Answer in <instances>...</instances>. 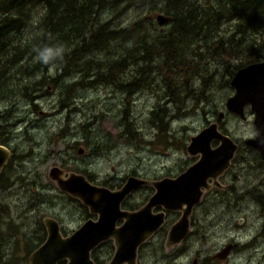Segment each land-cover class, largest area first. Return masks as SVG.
<instances>
[{"label":"rangeland","instance_id":"374dc122","mask_svg":"<svg viewBox=\"0 0 264 264\" xmlns=\"http://www.w3.org/2000/svg\"><path fill=\"white\" fill-rule=\"evenodd\" d=\"M118 6L120 4L105 10L101 18L112 17ZM37 12H40L38 7L34 9L33 19L38 17ZM157 14V11L148 13L128 7L116 16L114 22L123 27L140 18L144 28L153 30L150 33L155 35L169 27V22L162 26L156 23ZM221 28L224 39L234 30L233 23H223ZM26 30L29 33L25 34L24 40L34 37L37 38L34 43L39 46L45 43L34 23ZM190 43L191 47L186 52L189 55L201 46L196 41ZM55 45L51 41L49 46ZM112 49L115 51L113 46ZM25 60L23 58L9 68H16ZM31 61H37L36 56ZM211 61L214 59H208L205 70L199 68L202 75L207 73L204 74L205 85L201 78L194 79L195 75L187 78L179 72L165 76L156 71L149 75L154 85L138 88L129 95L125 87L119 90L104 83L79 89L81 76L77 72L71 73L67 79H70L71 87L77 89L67 103V89L62 82L57 81L59 84H56L54 81L61 73L55 64L50 69L49 65L39 62H35V66L28 65L29 77L22 76L14 94L7 88V95L0 99V145L11 151L0 175V209L6 208L3 213L0 210V232L13 233V230H8L10 224L19 232L11 237L4 235L2 263L10 260L15 264H29L26 244L31 242V238L32 243H36L40 236L47 235L43 224L46 217L60 224L64 236L86 219L96 218L79 198L60 189L58 181L50 174L53 168L60 170L58 179H67L71 173L81 174L90 183L111 190L119 189L131 175L148 180L150 184L139 188L122 202V209L137 210L154 193L153 181L175 178L199 159L200 154H190L187 146L192 136L215 122L221 132L239 144L231 170L217 177L220 186L210 184L203 191L201 201L190 215V232L179 244L167 246L166 242L170 226L182 212L164 210V225L142 244L136 262L192 264L194 259H198L199 264H264V171L258 156L243 141L254 136L253 113L247 109L246 118L242 119L226 110V100L234 93L230 85L232 78H229V70L233 67L217 62L211 65ZM130 66L129 63L126 67L133 70ZM127 74L123 78L131 80L134 73ZM177 79L186 81L196 91L195 94H200L199 99L195 100L191 91L188 88L184 90ZM167 83L184 90H180L182 102L180 100L177 105L171 102ZM164 109L169 143L160 141L157 137L159 131L151 122V112L157 111L161 115ZM221 111L224 114L218 119ZM129 122L132 124L127 126ZM132 130L135 131L133 139L128 134ZM218 143L213 141L212 146ZM80 149L82 153H79ZM4 182L9 185L6 189H3ZM254 188H260L262 196L257 190L250 194L247 192ZM229 243L233 248L224 260L214 257ZM115 249V241L110 239L93 255L101 264H108ZM13 257L15 259H11ZM66 262L63 260L59 264Z\"/></svg>","mask_w":264,"mask_h":264},{"label":"trees","instance_id":"16d2710c","mask_svg":"<svg viewBox=\"0 0 264 264\" xmlns=\"http://www.w3.org/2000/svg\"><path fill=\"white\" fill-rule=\"evenodd\" d=\"M118 4L120 6L112 17L108 15L105 19L101 18L105 10L115 8ZM37 7L40 12L35 17L37 20H34L33 12ZM128 7L148 13L157 11L168 17L169 27L164 32L153 35L150 33L153 30H146L140 18L129 25L117 26L114 22L116 16ZM111 12L113 14V10ZM33 23L38 27L37 33L41 32L45 40L40 46L34 43L37 38L24 40L25 34L29 33L26 29ZM223 23H233L234 30L227 39L220 33ZM49 40L52 44L58 43L65 48L63 60L55 63L61 73L54 81L56 84H59L57 81L62 82L67 89L66 103L77 89H73L68 81L70 79H67L75 72L81 76L79 82L82 85L79 89L104 83L119 90L125 87L127 95L138 88L154 85L149 75L156 71L165 76L179 72L187 78L195 75L194 79L201 78L205 85L207 80L204 74L207 73L202 75L199 68L205 70L204 65L208 63V59H214L211 65L217 62L226 67L232 66L233 70H229L230 79L238 68L264 60V0H0V99L7 95V88L14 94L22 76L29 77L28 65H37L35 62H38L31 59L36 56L38 49L48 45ZM192 41L201 43V46H197L189 55L186 52ZM23 58L26 60L22 61V65H27L26 68L22 65L9 68ZM129 63L134 71L126 67ZM211 70L215 71L213 68ZM129 72L134 73L133 78L124 79ZM88 77L90 80H87ZM64 80L68 83L65 84ZM177 80L184 90L188 88L191 91L195 100L199 99L200 94H195L196 91L186 81ZM83 81H86L85 84ZM167 85L170 88L171 102L175 105L180 100L182 102L181 91L184 90L173 87L172 84ZM19 87L24 92L22 86ZM161 112L158 115L157 111H152L151 122L159 131L157 137L160 141L169 143L166 139L168 133L165 109ZM131 124L129 122L127 126ZM128 134L133 139L135 131ZM1 181L0 178V183ZM7 186L8 183L4 182L3 189ZM260 200L262 202V198ZM0 206L2 207L1 203ZM0 210L3 213L6 208ZM40 227L43 228L42 225ZM17 229L10 224L8 230H13V233L0 232V264H3L1 257L4 235L11 237L19 233ZM45 239L46 234L40 236L36 243H32L31 238V242L25 247L27 256ZM104 243L106 241L91 252L96 264L101 263L93 253ZM13 263L8 260L4 264Z\"/></svg>","mask_w":264,"mask_h":264},{"label":"water","instance_id":"95a60500","mask_svg":"<svg viewBox=\"0 0 264 264\" xmlns=\"http://www.w3.org/2000/svg\"><path fill=\"white\" fill-rule=\"evenodd\" d=\"M156 21L162 26L168 17L157 14ZM230 85L234 93L226 100L225 108L245 119V107L249 106L255 132L244 142L264 160V146L258 142L264 139V60L239 68ZM222 116L221 111L218 119ZM213 141L219 142L218 145L213 147ZM237 147L228 134L218 129L217 123H210L192 136L187 146L190 154H200L199 159L175 178L153 181L154 193L142 207L133 211L122 209V202L138 188L150 184L148 180L129 176L119 189L111 190L90 183L81 174L71 173L67 179H58L60 170L53 168L50 174L58 181L60 189L79 198L96 218L86 219L65 236L56 220L44 218L46 239L30 254L29 264H58L62 260H67L66 264H96L91 258L92 250L110 239L115 241L116 249L108 264H137V248L164 225V210L182 212L170 226L166 244L181 243L190 232L191 212L200 202L203 191L210 187L209 180L219 185L216 179L230 166ZM9 157L10 151L0 145V173ZM159 207L162 209L154 211ZM232 247L233 244H227L214 257L224 260ZM192 264H198L197 259Z\"/></svg>","mask_w":264,"mask_h":264},{"label":"clouds","instance_id":"9594fccd","mask_svg":"<svg viewBox=\"0 0 264 264\" xmlns=\"http://www.w3.org/2000/svg\"><path fill=\"white\" fill-rule=\"evenodd\" d=\"M65 55V48L63 46H45L36 51V59L43 65H53L58 61H62ZM257 136L259 133L256 134ZM261 146H264V139L258 141Z\"/></svg>","mask_w":264,"mask_h":264},{"label":"flooded vegetation","instance_id":"af4514ba","mask_svg":"<svg viewBox=\"0 0 264 264\" xmlns=\"http://www.w3.org/2000/svg\"><path fill=\"white\" fill-rule=\"evenodd\" d=\"M36 63H37V62H36ZM51 67H53V65H49V68H48V69H50ZM45 69L48 70L46 67H45ZM48 71H49V70H48ZM56 72H57V71H56ZM52 78H53V77H52ZM247 109L250 110L249 106H246V107H245V111H246ZM222 112H223V111H222ZM223 114H224V113H223ZM245 115H246V113H245ZM244 140H245V139H244ZM244 140H243V141H244ZM0 141H1V140H0ZM1 142H2V141H1ZM236 143H237V142H236ZM245 144H246V143H245ZM237 145H238V147H237V150H238V148H239V144L237 143ZM246 145H248V144H246ZM248 146H249V145H248ZM237 150H236V151H237ZM253 150H254V149H253ZM254 151H255V150H254ZM10 152H11V151H10ZM235 153H236V152H235ZM254 154L257 155L258 158L260 159V162H261V163H260V164H261L260 166L262 167V170L264 171V160H262V158L260 157V155H259L256 151L254 152ZM10 155H11V153H10ZM233 158H234V157H233ZM232 160H233V159H232ZM231 162H232V161H231ZM7 163H8V160H7L6 164H5V166L7 165ZM231 165H232V163L230 164V166H229L225 171H230V170H231V169H230ZM5 166H4V168H5ZM1 173H2V172H1ZM222 174H223V173H222ZM0 175H1V174H0ZM131 176H132V175H131ZM0 177H1V176H0ZM128 177H129V176H128ZM220 178H221V177H220ZM126 179H127V178H126ZM209 183H210L211 185H213V183H211L210 181H209ZM220 185H221V184H220ZM220 185H218V186H220ZM8 186H9V185H8ZM8 186H7V187H8ZM145 186H146V185H145ZM7 187H6V188H7ZM142 187H144V186H142ZM142 187H140V188H142ZM138 189H139V188H138ZM138 189H137V190H138ZM137 190H135V191H137ZM256 190L262 192V190H261L260 188L248 189L247 192L250 194V192L254 193ZM135 191H134V192H135ZM134 192H132L131 194H133ZM248 193H247V194H248ZM262 193H263V192H262ZM131 194H130V195H131ZM130 195H129V196H130ZM200 201H201V200H200ZM197 205H198V204H197ZM197 205H196V206H197ZM196 206H195V207H196ZM195 207H194V208H195ZM194 208H193V209H194ZM132 211H133V210H132ZM192 211H193V210H192ZM191 214H192V212H191ZM59 225H60V224H59ZM60 231H61V227H60ZM155 233H156V232H155ZM155 233H154V234H155ZM61 234H62V232H61ZM154 234H153V235H154ZM62 235H63V234H62ZM148 239H149V238H148ZM148 239H147V240H148ZM147 240H146V241H147ZM146 241H145V242H146ZM145 242H143L142 244H144ZM142 244L137 248V252H138L139 248L142 246ZM232 248H233V247H232ZM231 250H232V249H231ZM92 251H93V250H92ZM91 258H92V257H91ZM62 261H63V260H62ZM62 261H60V262H62ZM136 261H137V257H136ZM136 263H137V262H136ZM197 263L199 264L198 259H197ZM58 264H59V262H58Z\"/></svg>","mask_w":264,"mask_h":264},{"label":"bare ground","instance_id":"6f19581e","mask_svg":"<svg viewBox=\"0 0 264 264\" xmlns=\"http://www.w3.org/2000/svg\"><path fill=\"white\" fill-rule=\"evenodd\" d=\"M260 61H262V60H260ZM258 62V61H257ZM254 63V62H253ZM251 64V63H250ZM248 65V64H247ZM246 66V65H245ZM242 68V67H241ZM4 168V167H3ZM2 172V171H1ZM1 174V173H0ZM44 220V219H43ZM44 224V223H43Z\"/></svg>","mask_w":264,"mask_h":264}]
</instances>
